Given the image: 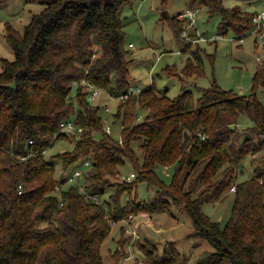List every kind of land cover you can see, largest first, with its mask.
<instances>
[{
	"label": "trees",
	"instance_id": "1",
	"mask_svg": "<svg viewBox=\"0 0 264 264\" xmlns=\"http://www.w3.org/2000/svg\"><path fill=\"white\" fill-rule=\"evenodd\" d=\"M127 1L42 0V10L22 31L6 28L14 58H2L0 71V264H103L101 245L112 222L169 211L172 205L187 212L193 234L213 248L195 264H264V171L235 182L241 160L248 154L255 160L264 146V103L257 97L264 88V60L248 94L214 81L196 98L189 89L169 96L151 84L122 100L132 85L119 15ZM197 6L206 7L208 18L220 14L219 35L231 30L242 38L254 26V13L225 7L222 0H188V7ZM176 19L177 14L170 19L174 30ZM191 57L181 68V80L203 73L199 47ZM173 67L164 72L175 75ZM81 79L120 99L113 113L122 119L120 139L104 130L99 106L87 99L82 84L74 89V101L67 100L71 83ZM241 114L251 120L244 128L237 124ZM72 116L83 130L69 137L72 149L53 157L60 159L62 171L89 160L85 175L90 183L84 187L56 178L54 161L42 153L54 140L68 137L60 122ZM94 131L100 132L98 139ZM126 162L131 171L121 175ZM159 166L172 168L168 182L158 174ZM140 181L152 189L144 199L136 190ZM228 190L233 203L220 226L202 205L224 199ZM121 232L123 247L132 235L124 225ZM144 243L151 244L139 243L144 264H183L172 241L161 253Z\"/></svg>",
	"mask_w": 264,
	"mask_h": 264
},
{
	"label": "rangeland",
	"instance_id": "2",
	"mask_svg": "<svg viewBox=\"0 0 264 264\" xmlns=\"http://www.w3.org/2000/svg\"><path fill=\"white\" fill-rule=\"evenodd\" d=\"M222 3L225 7L236 5L243 11L251 13L264 11V0H222ZM43 6L42 0H0V71L2 58L9 60L14 58V51L5 39L7 26L22 31L31 15L40 12ZM187 7L188 0H129L122 4L119 15L125 33V46L130 51L131 58L129 82L140 89L154 84L158 90H166L169 96H175L185 88L191 90L196 98L200 94V88L208 87L214 81L221 88L232 90L237 94L250 93L253 74L258 63L264 60V37L255 38V33L246 32L242 35V40H239L231 30L219 35L217 27L220 14L208 18L206 7L201 6L195 25L200 35L208 40L193 42L189 39H196L198 36L193 29L187 28L186 22L179 17V12ZM164 11L165 15H163ZM175 14H177V28L174 30L170 19ZM184 29L187 30L189 39L184 35L186 33L183 34ZM129 43H132L131 47H128ZM187 46H190V49L183 50ZM196 47L201 50L203 73L193 74L185 81L181 80L179 76L181 68L189 58L192 59L191 50ZM172 65L174 66L172 70H176L177 73L169 76L164 72V68ZM257 97L264 103V88L257 90ZM119 101V98H110L105 91H101L93 102L99 106L103 128L109 124L111 126L109 135L114 139H120L121 135L122 119H115L113 114ZM105 107H108L109 111H105ZM141 112L139 117L142 116ZM112 118L115 122H112ZM237 124L239 128H244L251 124V120L247 115L241 114ZM100 136V132H93L94 138L98 139ZM73 144L72 138H58L45 152L46 158L52 159L56 165L55 177L58 179L63 178L64 173L60 159L53 155L59 151L72 149ZM254 156L255 160L251 154H248L237 165L235 182L264 171V146ZM83 160L84 158L69 167L67 173L82 164ZM130 171L131 166L128 162L120 166L121 175H127ZM157 172L168 182L173 170L159 166ZM119 176L116 178H121ZM80 183L84 187L90 183V180L85 175ZM106 188L110 189V187ZM136 190L140 199L147 198L152 193L151 187L145 181L138 182ZM228 191L224 199L205 202L202 205V211L212 220L218 221L220 226L228 220L233 203V193L231 190ZM108 194L103 197L106 198ZM122 225L127 234H130L126 230L128 228L134 230L138 237L133 241L130 239L123 247L118 242L119 238L125 237L121 232ZM194 230L195 225L191 217L185 210L174 205L169 211L140 213L131 219L126 218L123 222H112L111 231L101 245L103 264H144L147 258L143 255L144 251H141L139 244L143 241L151 243H144L147 247L156 245L160 253L165 250L164 246L169 247L168 242L172 241L173 247L179 251L180 261L183 264H195L201 255L213 248L206 238L194 235ZM115 249H118L119 256L114 253ZM131 253L134 256L128 257Z\"/></svg>",
	"mask_w": 264,
	"mask_h": 264
},
{
	"label": "built area",
	"instance_id": "3",
	"mask_svg": "<svg viewBox=\"0 0 264 264\" xmlns=\"http://www.w3.org/2000/svg\"><path fill=\"white\" fill-rule=\"evenodd\" d=\"M201 10V6H197L195 8H191V7H187L184 10L179 12V17L181 18V20L185 23V26L187 28H191L195 31L196 36H198L196 39H189V36L187 35V30L184 29L183 30V34L185 36H187V39L193 41V42H197V41H206L208 40L207 38H205L204 36L200 35L199 30L196 27V17L197 14L199 13V11ZM253 22H254V26L253 28L249 31L250 33H255V38L259 37V38H263L264 37V11L261 12H257L254 13L253 16ZM239 40H242V38H239ZM129 47L132 46V43L128 44ZM79 84H82V89L84 92H86L87 94V99L90 102H94L95 99L99 96L100 92L102 91V89L100 87H98L97 85L90 83L88 80L86 79H82L79 82L75 81L72 82V89H75V87ZM140 91V88L136 85H130V87L127 89V91L125 93H123L119 98L122 100H126L129 96L131 95H137ZM110 98H114L113 96H109ZM67 100L73 102L74 101V90L70 91V93L67 95ZM105 111H109L108 107H105ZM141 118L138 115V119ZM60 130L63 131V133L68 136V137H72V135L76 134L79 135L81 133V131L83 130V127L80 125H77V123L75 122V117L72 116L71 118L67 119V120H63L60 122ZM104 130H106V132H110V126H106L104 127ZM33 140H28V143H32ZM47 150V149H46ZM46 150H42V153L45 155ZM90 162L89 160H84L82 162V164L76 166L70 173L65 170L63 171V177L66 180V182L68 183H77L79 185L82 184L80 183V181L82 180L83 177H85V170L87 169V167L89 166ZM132 176H134L133 173H131L127 179H130ZM61 184V183H60ZM59 183H57L55 185V190L57 191L58 195H60V188L61 185ZM21 188V185H20ZM231 190H234V186L231 187ZM129 219L133 218L132 215H130L128 217ZM131 235V241H133L134 239L136 240L137 235L135 233L134 230H128V228L126 229ZM134 256L132 253L128 256L131 257Z\"/></svg>",
	"mask_w": 264,
	"mask_h": 264
},
{
	"label": "crops",
	"instance_id": "4",
	"mask_svg": "<svg viewBox=\"0 0 264 264\" xmlns=\"http://www.w3.org/2000/svg\"><path fill=\"white\" fill-rule=\"evenodd\" d=\"M108 121H109V120H108ZM108 121H107V122H108ZM112 122H115V120H114L113 118H112ZM108 123H109V122H108ZM107 125L110 126L109 124H107ZM110 129H111V126H110Z\"/></svg>",
	"mask_w": 264,
	"mask_h": 264
},
{
	"label": "water",
	"instance_id": "5",
	"mask_svg": "<svg viewBox=\"0 0 264 264\" xmlns=\"http://www.w3.org/2000/svg\"><path fill=\"white\" fill-rule=\"evenodd\" d=\"M166 13H165V11H164V14L163 15H165Z\"/></svg>",
	"mask_w": 264,
	"mask_h": 264
}]
</instances>
